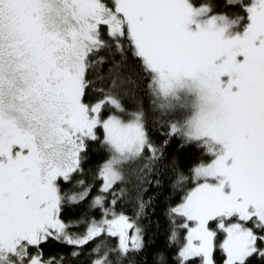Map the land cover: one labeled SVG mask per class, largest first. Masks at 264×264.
Returning a JSON list of instances; mask_svg holds the SVG:
<instances>
[{
	"label": "snow or ice",
	"instance_id": "1",
	"mask_svg": "<svg viewBox=\"0 0 264 264\" xmlns=\"http://www.w3.org/2000/svg\"><path fill=\"white\" fill-rule=\"evenodd\" d=\"M225 7L239 12L214 14L193 0H0V264H61L43 257L50 238L74 246L73 256L102 235L118 238L114 247L97 244L91 264H124L143 250L142 229L115 209L127 191L114 185L126 182L127 164L144 159L137 179L146 190L162 150L142 107L128 111L117 94L129 79L118 71L129 51L152 107L162 117L181 113L166 137L210 157L192 168L195 186L169 209L188 230L179 258L216 264L219 248L223 264H264V0ZM117 53L122 60L103 75L106 55ZM92 142L109 153L91 204L102 219L77 221L86 230L74 233L64 206L83 201L91 186L81 180L80 191L63 192L60 182L83 172ZM186 179L180 174L177 184ZM146 204L137 197V217Z\"/></svg>",
	"mask_w": 264,
	"mask_h": 264
},
{
	"label": "trees",
	"instance_id": "2",
	"mask_svg": "<svg viewBox=\"0 0 264 264\" xmlns=\"http://www.w3.org/2000/svg\"><path fill=\"white\" fill-rule=\"evenodd\" d=\"M194 4L203 5L209 3L213 7V13H238L236 7H225V0H193ZM113 60L120 62L122 57L115 54L114 57L106 55V63L101 67V73L108 75L109 68L112 67ZM125 78H129L117 89V94L123 105L128 111L135 110L138 106L142 107L145 113V122L153 143L161 148L162 157L154 165L153 172L149 179L153 181L151 184L143 185L144 191H140L137 176L139 169L146 163L144 159H138L135 162L125 166L124 172L126 176L125 183L114 185V189L119 191L125 188L127 194L117 201L115 209L122 212L130 218V220L138 224L143 234V250L131 257L124 264H200L199 258H193L189 261L182 262L179 258L181 242L184 240V228L179 225L182 217L170 216L169 209L179 206L185 193L194 186L191 170L194 166L201 162H209L210 157L195 143H185L179 136L166 137L165 130L170 120L179 119L180 112L161 116L158 110L152 107L151 97L146 88L148 83L144 76L140 61L134 58L129 51L126 54L123 66L118 70ZM109 81L104 82V87L109 86ZM105 111L104 115L107 116ZM99 135L102 139V130ZM167 141V142H165ZM145 155H150L146 151ZM109 157L106 148L100 142H92L88 147V156L82 165V173H74L73 178L69 182L61 181V189L63 192H78L81 189L77 186L78 181H84L85 185L91 186L89 195L79 203L65 204L62 219L65 222H71L76 226L69 229L70 232L83 233L86 230L85 223L77 224V221H87L91 219H102L101 209L91 207L92 200L96 195L100 194L102 180L98 178L99 166L102 165ZM183 174L187 179L183 184H177V178ZM159 181V183H156ZM107 195L110 202L111 195ZM137 197L147 202L143 215L137 217ZM107 206H111L109 203ZM213 228L216 227L215 222H211ZM173 231L176 238L173 240ZM134 230H129V235H133ZM223 240V233H218V242ZM103 241L107 247H114L118 238L102 235L83 246L79 256H73L74 246L49 239L40 247L45 259L51 257L59 260L63 257L61 264H91L96 258L95 254L89 255L92 249ZM217 254L214 253L216 262L220 263L226 257L223 252L217 248ZM251 264H262L258 259H253Z\"/></svg>",
	"mask_w": 264,
	"mask_h": 264
},
{
	"label": "rangeland",
	"instance_id": "3",
	"mask_svg": "<svg viewBox=\"0 0 264 264\" xmlns=\"http://www.w3.org/2000/svg\"><path fill=\"white\" fill-rule=\"evenodd\" d=\"M210 162V161H209ZM195 186V185H194ZM193 186V187H194ZM180 223V225H182L183 223H185V219L182 217V219H181V222H179ZM189 223V227H192L193 226V224H192V222H188ZM179 225V226H180ZM249 226H251V224H249ZM182 228V227H181ZM185 230V232H184V240L181 242V247H180V250H181V248H182V246L185 244V242H186V237H187V235H188V230L187 229H184ZM219 242H222V241H219ZM219 249V248H218ZM216 254H217V251H216ZM216 259V258H215ZM226 259V258H225ZM223 261L224 260H222L220 263H218V262H216V264H223Z\"/></svg>",
	"mask_w": 264,
	"mask_h": 264
}]
</instances>
